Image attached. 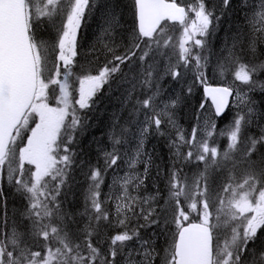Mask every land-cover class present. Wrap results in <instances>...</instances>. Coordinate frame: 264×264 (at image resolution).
<instances>
[{
    "label": "snow or ice",
    "instance_id": "1",
    "mask_svg": "<svg viewBox=\"0 0 264 264\" xmlns=\"http://www.w3.org/2000/svg\"><path fill=\"white\" fill-rule=\"evenodd\" d=\"M222 5L223 9L229 8L231 0H222ZM243 7L250 10L245 11L244 17L252 31L247 50L255 58L257 44L264 43V0H259L258 5L245 3ZM94 8L103 11L106 5L94 0H0V178L6 176L8 183L27 201L23 216L30 221L28 235L35 241L34 245L27 243L25 233L15 225L8 231L0 230V264H116V258L126 249V264H157V260L159 264H264V246L257 251L258 241L264 245V168H254L255 161L251 159L257 146H264V132L259 137L244 135L253 123L252 107L236 113L227 130L219 132L228 140L223 151L216 145L217 124L211 116L197 114L198 123L190 137L177 131L176 140L169 144L174 162L162 205L158 191L146 196L132 194L147 179L150 156L144 161L143 175L114 179L119 193L115 196L114 218L110 219L111 213L104 207L106 201L100 198V188L107 169L120 159L116 145L123 142L127 129L113 131L110 136L113 151H103L104 169L92 166L87 173L88 224L82 230L83 241L73 239L68 227L69 221L74 222L72 214L63 210L60 199L76 164L77 153L72 146L85 126L87 117L83 110L94 107L95 98L105 86L111 90L113 83L119 87L126 79L117 77L123 72L121 65L134 57L145 62L150 53L154 54L152 64L146 67L142 64L141 78L129 91L131 95L137 84L147 90L133 105V114L142 115L143 120L138 121L139 142L130 162L132 168L142 155H147L144 143L151 132L163 136L164 125L178 128L174 110L181 97L162 99L155 55L167 56L166 49L177 50V62L171 63L168 57L165 75L178 80L191 71L195 80L204 85L215 117L225 113L234 93L246 106L249 103L247 95L233 87L235 81L249 91L257 87L264 91V84L254 79L264 71V61L243 62L241 54L234 51L242 40L233 43L224 63H217L221 77L235 66L233 82L225 86L207 83L204 69L209 55L205 52L208 38L215 31V21L220 17L206 7L205 0H195L187 7L177 0H133L134 27L126 52L115 55L114 49L105 45L113 57L95 74L83 66L79 72L74 71L79 30L86 14ZM190 13L194 15L190 17ZM117 23L118 17L105 12L106 33ZM177 23L182 31L174 43L168 30L169 25ZM49 26L56 30L52 42L40 35ZM181 67L184 73L179 70ZM187 91L191 93L192 88ZM200 108L207 111L204 103ZM192 161L198 167L202 164L203 170L190 178L184 166ZM228 163L232 169L246 165V173L234 183L235 177L230 172L229 181L214 191L209 178ZM3 195L0 187V197ZM193 213L198 222L192 220ZM133 219L143 223L129 227ZM4 226L7 228L6 205ZM103 226L121 229L108 237L106 252L93 242V236L99 235ZM152 227L158 230L154 235L166 237L163 255L152 239L145 240L140 234V229ZM134 240L138 241V248L131 245Z\"/></svg>",
    "mask_w": 264,
    "mask_h": 264
},
{
    "label": "trees",
    "instance_id": "2",
    "mask_svg": "<svg viewBox=\"0 0 264 264\" xmlns=\"http://www.w3.org/2000/svg\"><path fill=\"white\" fill-rule=\"evenodd\" d=\"M102 0H94V3L100 4ZM106 2H114L116 4V11L114 12L116 17H118V23L114 30L110 33L113 34L115 40L108 37L114 49L115 55H122L131 45L130 33L134 27V15H133V3L132 0H105ZM249 0H231V5L227 9H223L221 6L220 19L215 21V31L212 35L211 41L208 42V50L205 52L209 55V63L207 65V70L213 71L214 79H219L216 77L214 72L218 74L217 63H224L228 54L217 55V48L223 47H233V43L242 40L241 43H237V50H240L242 61L245 63H258L259 61H264V43L257 44V56L253 58L247 50V44L252 36V31L250 26L245 22V11H247L243 5ZM224 10V11H223ZM99 10L93 9L92 12L86 15L85 25L81 28L79 32V40L77 51L79 52V58L84 56L80 55L81 51L88 48L91 44V37H89L91 31V25L95 23H100L101 20L98 17ZM223 13V14H222ZM102 22H105L103 20ZM229 25V26H228ZM173 29L169 27V30ZM54 28L46 27L40 35L50 42L54 41L52 33ZM227 38L225 41L221 40ZM243 46V51L241 48ZM230 48V49H231ZM228 49V48H227ZM140 55L137 52V57ZM154 54L150 53V56L146 58L145 62L139 61L136 57L132 61L121 65L123 70L122 73H118V79L124 77L126 78L119 87L117 83H113L111 90L108 86H105L104 90L101 91L96 99V104L91 110H83V114L86 115L87 119L85 121V126L83 130L78 134L77 142L72 146L76 155V164L70 171L68 178V186L62 190L61 200L63 201L62 208L64 211L72 214V221L68 222V227L71 231L72 237L77 242H82L84 233L83 229L88 224V216L85 214V200L89 186V179L87 173H89L92 166L100 167L104 169V157L103 151H113V142L110 139L113 131L119 132L121 128L127 129L123 137V142L120 145H116V149L119 153L120 159H118L117 164L111 168H108L104 174V182L101 185V200L106 201L104 207L111 213L110 219L114 218V205L115 196L119 193L118 185H113L114 179H116L117 171H119V165L125 160V156L129 150L131 152L136 151L137 144L139 142V120H143L142 115L133 114V105L136 104L137 98L140 97L143 91L138 84L134 91H129L131 87L125 84V81L129 80L136 83L141 78V73L143 71V66L146 67L147 64H152V56ZM113 53L107 54L106 50L99 56V59L91 66H84L83 64H76L74 71L83 66L90 72L95 74L99 68L111 60ZM163 56L155 55V70L156 73L162 63ZM215 58H219L216 62ZM92 66H95L92 69ZM78 68V69H77ZM235 69L233 65L231 71ZM220 73V72H219ZM261 78L264 76V71L261 72ZM264 79V77H263ZM259 83L264 84V80L261 79ZM74 87H78V84H74ZM105 92V93H104ZM76 93L74 92V97ZM198 97L195 93V98L191 95L186 96V98H181V105L175 110V117L181 119V123L184 127H190L195 119L196 106ZM54 103V101H53ZM175 108V109H176ZM174 117V118H175ZM228 123L224 126V130L230 126ZM221 129V124H217V129ZM137 130V132H136ZM257 133L245 129L244 135L248 137H258ZM227 144L219 147L221 151L226 149ZM257 152L252 154L251 159L255 161L253 165L254 168L259 170L264 168V162H261V158L264 157V146L258 145ZM144 153L147 155H142L140 161L135 164V167L131 169L132 174H144V169L146 164L144 161L151 157V163L147 165L149 171L147 174V179L144 185L138 191L133 190V195H154L157 191L160 193L159 204H163L164 198L168 193V173L174 162L173 153L170 151L168 142L165 136H161L151 132L144 143ZM100 156V157H99ZM236 159H239V154H236ZM188 166V165H187ZM203 170V165L197 166V162L193 161L191 166L187 168V174L191 178L195 173ZM246 165H239L235 169H232L231 163H228L225 168L214 171L209 182L214 191H219L222 189L223 185L229 181V175L231 174L235 177V182H239L243 179L246 173ZM8 181L5 177L1 178L0 187L3 188V197H0V230L8 231L13 225L18 231L25 233V241L30 245H34L35 241L31 238L29 233L30 221L24 218L23 213L27 208V201L24 197L18 193L15 187L11 184H6ZM115 193V194H111ZM111 197V199H109ZM215 199V197H213ZM5 205L7 211V228L4 226V212ZM78 212H82V216H78ZM76 215V216H75ZM191 217L192 220L198 222V219ZM67 220V218H66ZM139 223H143L142 220L133 219L129 227H136ZM121 229L103 226L99 231V235L93 236V242L97 247L101 249L102 252L107 251V243L109 241L108 237L113 235L115 232ZM158 230L155 227L140 229L141 236L145 239H152L155 243L156 249L163 255L164 248L166 247V237L164 235L156 234ZM98 236V237H97ZM98 240H100L99 245ZM42 244V239L40 240ZM105 244V245H104ZM261 241L257 242V251L260 250L259 245ZM251 247V245H250ZM33 250H40L39 248L33 247ZM124 258V253L118 255L116 258V264H121ZM159 264V260H157Z\"/></svg>",
    "mask_w": 264,
    "mask_h": 264
},
{
    "label": "rangeland",
    "instance_id": "3",
    "mask_svg": "<svg viewBox=\"0 0 264 264\" xmlns=\"http://www.w3.org/2000/svg\"><path fill=\"white\" fill-rule=\"evenodd\" d=\"M207 1L210 2V6L206 5V7L209 10L215 11L218 7L222 6L221 5L222 0H207ZM239 1H241V0H239ZM177 2L181 3L182 5L187 7L190 4H194L195 0H177ZM253 2L256 3L257 5L259 4V0L247 1V3H253ZM101 3L106 5V8L103 11L99 10V13H98V17L101 20V22L91 25L92 29H91L90 34H89V37H91V44L88 45L87 49H84L81 51L80 55L84 56L83 58H79V53L77 52L78 55L75 58L76 64H83L84 66H91V64H94L99 59V56L102 53H104L105 50H106L107 54L110 53L107 50V48L105 47V45H108L109 47L112 46L108 37L115 40L113 37V34L110 32L115 29L116 25L106 33L104 31V28H106L107 25L105 24V22H102V21L105 20V12H107L109 14L116 15L114 13L116 11V8H115L116 4L114 2H110V1L106 2L105 0H102ZM247 11H250V10H247ZM193 15L194 14L190 13V17H192ZM84 25H85V22H83V26ZM181 31H182V27H177L173 31L168 30V35L172 36L174 43L178 42V38L181 34ZM79 32H80V30H79ZM52 36H53V40H55V37H56L55 28H54V31L52 33ZM213 36L214 35H211L208 38V40L211 41V38ZM226 39L227 38L221 40L220 42L225 41ZM78 40H79V34H78ZM230 48L229 47L217 48V55H219V54H222V55L228 54L229 55V49ZM165 51L168 53V55L163 56L162 63L160 64V67L157 71V74L160 76L158 83L162 89V93H163L162 99H164V100H168L169 98L174 99L176 96H180L181 98H186V96H189V95H191L192 97L195 98V93L197 94V97L199 98V103H197V106H196V112L197 113H196L195 119H194V121L190 127H184L181 123V119L180 118L177 119L175 116L174 117H175L176 124H177L178 128H172V127H169L167 125L163 126V130L165 132L164 136H165L166 141L168 142V146H169L171 141L176 140L178 130L182 131L186 137H190L193 127L196 126L198 123V121L196 119L197 114H202L204 117L211 116L216 121V124H218V123L221 124V129L216 130V134H214V139L216 141V145L220 148L222 145L228 144V140L226 137L220 136L219 132L224 130V126H226L228 123H232V120H233L234 116L236 115V113L241 112V111L246 112L248 107H252L255 111V115L253 116V123L251 125H249L248 127H250V130L256 132L257 133L256 135H258V137L262 134V132H264V115H262V113H264V94H263L264 91H261V89L259 87H257L253 91H249L247 86L240 84L239 81H235L233 83V87L239 88L241 90L242 95L246 94L249 103L246 106L235 95L230 111L227 113V115L223 119L217 120L214 116V113L212 111L211 106L202 97L201 86L203 84H201V83H199V81L195 80V76L193 75V73L191 71H188L187 74L183 75V77L181 79H178V80H173L171 76L165 75V69L169 63L168 57L169 56L171 57V63H173V64H175L177 62V58H178L177 57V50L170 48V49H166ZM234 51H236L237 53H240V50L239 49L237 50V48H235ZM218 59L219 58H215L216 62ZM94 67L95 66H92V69H94ZM179 70L182 73L185 72L183 67H181ZM78 71H79V69H78ZM204 72H205V75L207 77V83L208 84L216 81V82H219L221 85L225 86L229 83H232L234 80V77L232 75L231 70L226 72L224 74V77H221V74L219 72H218V74H216L214 72V75L216 77H220L218 80L214 79L213 71L207 70V67L204 69ZM261 74L262 73L260 72L258 76L254 77V79H257L258 81H261V79L264 80L263 79L264 76L261 78ZM125 84L129 87H132V81L127 80V81H125ZM189 87L192 88L191 93H189L187 91ZM73 95H74V93H73ZM201 103H204L205 109H207L206 112L200 108ZM180 105H181V102L178 104L177 108ZM177 108L175 110H177ZM199 123H200V126L202 127L203 126V120H201ZM227 128H226V130H227ZM137 130L139 132V129H137ZM137 130H136V132H137ZM211 143H212V141H210V144ZM186 150L187 149L185 148L184 151H186ZM127 152H130V153H127L125 156V160L120 163L119 171H117L116 178L124 177L125 175H131V169H133V168L130 167V162L135 157L136 151L131 152V150H129ZM192 163H193V161L187 165L191 166ZM187 165L184 166V172L186 174H187V168H188ZM5 179L7 180L6 176H5ZM6 184L8 185L9 183H6ZM111 194H115V193H111ZM114 211H115V207H114ZM78 216L81 217L82 212H79ZM192 216L195 217V213H193ZM98 243H99V245L102 246V244L100 243V240H98ZM109 243H110V241H108L107 246L109 245ZM130 243L133 247H136V248L139 247L138 241L134 240ZM261 246H264V245H262V241H261V244L259 245V247H261ZM126 260H127V249L124 252V258L122 259L121 264H126Z\"/></svg>",
    "mask_w": 264,
    "mask_h": 264
},
{
    "label": "bare ground",
    "instance_id": "4",
    "mask_svg": "<svg viewBox=\"0 0 264 264\" xmlns=\"http://www.w3.org/2000/svg\"><path fill=\"white\" fill-rule=\"evenodd\" d=\"M205 4L207 5V6H210V2L209 1H205ZM217 6V5H216ZM216 8V7H215ZM221 6L220 7H218L214 12H215V15L216 16H219L220 17V12H221ZM224 11V10H223ZM119 20V19H118ZM229 26V25H228ZM105 93V92H104ZM263 94H264V92H263ZM246 129H250V127H247ZM100 157V156H99ZM79 213V212H78ZM76 216V215H75ZM98 237V236H97Z\"/></svg>",
    "mask_w": 264,
    "mask_h": 264
},
{
    "label": "water",
    "instance_id": "5",
    "mask_svg": "<svg viewBox=\"0 0 264 264\" xmlns=\"http://www.w3.org/2000/svg\"><path fill=\"white\" fill-rule=\"evenodd\" d=\"M203 93H204V88H203ZM204 95H205V93H204ZM231 98V97H230ZM230 98H229V102H230ZM210 100V99H209ZM210 102H211V100H210ZM213 106V105H212ZM213 108H214V106H213ZM227 110V109H226ZM226 110H225V112H226Z\"/></svg>",
    "mask_w": 264,
    "mask_h": 264
}]
</instances>
